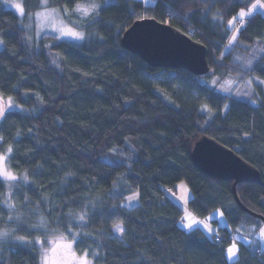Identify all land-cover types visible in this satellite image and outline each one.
Instances as JSON below:
<instances>
[{"label": "trees", "instance_id": "trees-1", "mask_svg": "<svg viewBox=\"0 0 264 264\" xmlns=\"http://www.w3.org/2000/svg\"><path fill=\"white\" fill-rule=\"evenodd\" d=\"M86 1L47 0L87 33L83 43L54 37L34 43L19 16L0 3V94L31 109L9 111L0 122V154L11 146L10 169L28 177L10 196L0 178V233L8 232L0 235V264H39L36 240L48 246L61 235L79 253L98 252L95 264H264L255 237L239 246L231 263L228 228L213 237L183 229V211L168 195L186 181L193 192L188 207L197 216L220 209L233 231L264 223L258 217L264 218V185L238 183V202L234 180L211 176L192 159L196 142L212 138L253 166L264 183L262 88L256 87L252 104L200 83L233 70L235 51L255 48L261 53L245 73L264 80L261 12L242 23L232 50L224 51L234 34L229 21L256 0H94L99 15L85 17L74 9ZM42 5L23 0L26 13ZM145 18L205 45L210 72L156 68L127 50L123 34ZM135 194L138 206L121 204Z\"/></svg>", "mask_w": 264, "mask_h": 264}, {"label": "rangeland", "instance_id": "rangeland-1", "mask_svg": "<svg viewBox=\"0 0 264 264\" xmlns=\"http://www.w3.org/2000/svg\"><path fill=\"white\" fill-rule=\"evenodd\" d=\"M145 5H154L157 0H142ZM262 3H264L263 0H261ZM0 3L7 9H10L14 11L20 18L23 28L26 30L28 37L32 42H36L44 37H54L59 41H70L74 43H83L88 39V35L85 31L79 30L69 24L61 10H58V13H54L51 17L47 16H40L38 15L41 12H44V7L36 12V13H26L24 6H23V0H0ZM22 4V7L24 9V14L21 15L20 10L16 7V4ZM92 3L96 2L94 0H87L82 5H90ZM256 1L253 3L255 4ZM252 4V5H253ZM252 5L249 8H243L244 12H251V15L256 12H261L264 15V8L257 7L255 9H252ZM52 9V8H49ZM56 9V8H55ZM240 10V11H241ZM240 11L235 16V21L230 25L231 28L234 30L235 36H237V33L240 29V26H238V21L245 22L248 17L251 15H246L242 19L239 16ZM233 18L231 19V21ZM238 26V27H237ZM235 27V28H234ZM66 28H74L76 31L82 32L84 35L83 39H74L72 37H62L60 35V31L58 29H66ZM235 41H232L226 48L225 53L229 52L233 48V44ZM244 46V45H243ZM3 47V40L0 38V49ZM246 47V46H244ZM251 50V49H250ZM261 53L260 48L252 49L250 52H241V51H235V68L233 70H229L222 73H213L208 78H201L200 83L206 85L207 87L213 88L214 90L220 92L221 94H224L226 96H232L234 98L244 100L247 102H250L252 104H256V96L253 95V93H256V87L259 86L262 88L264 93V82L263 79L259 77H251L246 75V70H248L254 61L256 60V56ZM251 80L252 83L249 84L248 81ZM258 97V96H257ZM9 100H11V106L9 105ZM0 111H3L4 115L9 111H24V112H30L31 109L19 105L15 103L11 98L4 97L0 94ZM4 118V117H3ZM2 119H0V122ZM6 154V153H5ZM8 158L10 154H7ZM4 167L8 171H10L14 176H16L15 181H9L4 179L2 176L0 178L5 181L8 189V195H12L13 188L16 185L18 180H25L24 177L27 176L26 174L18 175L14 173L9 165H8V159L4 162ZM28 178V177H27ZM138 195V194H135ZM168 195L171 199H173L182 209L183 214L179 221V225L185 229L186 231H191L195 228H200L204 231V233L209 236L213 237L216 234H219V231L224 228H228L230 231V238L231 243L229 244L228 248L231 247L233 244H235L238 249L241 244L248 245L251 240L255 237L260 242V248L261 250H264V234L261 233V229H264V223L261 224L257 228H252L251 230L246 231L243 228H239L235 231H233L226 219L225 214L222 210L218 209L211 214L205 216V217H199L196 214H194L188 207L189 200L193 197V192L188 185L186 181H181L177 184L174 191H168ZM134 196V195H132ZM129 196L125 198L121 204L125 206L126 208H133L140 204L139 196L137 199L130 200L129 198L132 197ZM191 225V227H189ZM119 229H123L122 225H117L114 228L115 235L122 239L123 231H119ZM58 237L52 238L50 240V243L48 246L43 245L44 248L52 249L54 247L53 241L57 240ZM72 243L73 250L76 252L77 255H82L83 253H79L75 248L74 241L66 239L63 241V243ZM39 244V243H38ZM40 246V263L41 261V245ZM56 251L52 255V261L53 264H55L56 261L59 260H67L69 259V254L67 251L61 247L56 245ZM89 254V253H88ZM228 258V254H227ZM239 258V253H238ZM89 259L93 261V264H95V256L89 254ZM229 260V259H228ZM237 259L229 260V262H235Z\"/></svg>", "mask_w": 264, "mask_h": 264}, {"label": "water", "instance_id": "water-1", "mask_svg": "<svg viewBox=\"0 0 264 264\" xmlns=\"http://www.w3.org/2000/svg\"><path fill=\"white\" fill-rule=\"evenodd\" d=\"M122 45L156 68L186 69L198 76L208 74L211 69L205 45L153 18L136 21L123 34ZM192 159L205 173L234 180L233 190L238 202V183L257 182L264 185L253 166L212 138L196 142ZM258 217L264 220L263 217Z\"/></svg>", "mask_w": 264, "mask_h": 264}, {"label": "snow or ice", "instance_id": "snow-or-ice-1", "mask_svg": "<svg viewBox=\"0 0 264 264\" xmlns=\"http://www.w3.org/2000/svg\"><path fill=\"white\" fill-rule=\"evenodd\" d=\"M257 5H259V7L264 8V3L261 2V0H256V3L252 5V9H255L257 7ZM45 9L44 12L39 13L38 15L40 16H47V17H51L54 13H58V10L55 8L49 9L48 8V4H47V0H43V5H42ZM16 7L20 10L21 15L24 14V9L22 7V4H16ZM99 5L92 3L90 5H82V4H76V7L74 9L75 12H79L82 16H89L90 14L94 13L95 15H99L98 9H99ZM62 11L65 15H70V11L66 6L62 7ZM246 15H251V12H244L243 10L240 11L239 16L242 19L244 16ZM235 17H233L232 21H229V24L231 25L234 21H235ZM60 31V35L62 37H72L74 39H83L84 35L82 32L76 31L74 28H66V29H58ZM236 40V36L233 35L231 38V41H235ZM230 41V43H231ZM249 84L252 83L251 80L248 81ZM264 83V82H261ZM9 105L11 106V100H9ZM4 117V113L3 111H0V119H3ZM0 143H3V138H0ZM13 152V148L11 146H9L7 148V153L6 154H0V176H2L4 179L9 180V181H15L17 178L16 176H14L10 171H8L6 169V167H4V162L8 159V155L7 154H11ZM24 179H27V176L24 177ZM138 195H134L132 197H130V200L133 199H137ZM8 208H14L15 205L8 203L7 204ZM9 219H12L11 216L8 217ZM84 215L81 214L78 219L80 220H84ZM45 221L43 220V218L41 219V225H44ZM189 227H191V225H189ZM119 231H123V229H119ZM261 233L264 234V229H261ZM0 235L6 237L8 236V232H4V233H0ZM79 235V234H77ZM20 240H25V237H17ZM66 240V237H64L63 235H61L59 238H57V240L53 241L54 247L52 249H47L44 248L43 245L44 243H46V241H41L39 239L36 240V243H39L41 245V261L42 264H53L52 261V255L53 253L56 251V245L63 247L67 253L69 254V259L67 260H59L56 261L55 264H93V261L91 259H89V254L88 252H83L82 255H77L76 252L73 250L72 247V243L68 242V243H63V241ZM238 253H239V249L238 247L233 244L231 247L227 248V254H228V259L229 260H234V259H238ZM99 255L98 252H94L93 256H97Z\"/></svg>", "mask_w": 264, "mask_h": 264}, {"label": "built area", "instance_id": "built-area-1", "mask_svg": "<svg viewBox=\"0 0 264 264\" xmlns=\"http://www.w3.org/2000/svg\"><path fill=\"white\" fill-rule=\"evenodd\" d=\"M242 23L240 22L239 25H241Z\"/></svg>", "mask_w": 264, "mask_h": 264}]
</instances>
